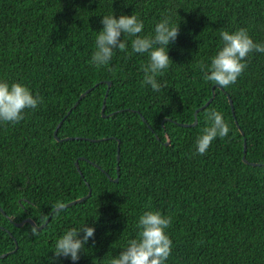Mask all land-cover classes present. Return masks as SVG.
Segmentation results:
<instances>
[{"label":"trees","instance_id":"16d2710c","mask_svg":"<svg viewBox=\"0 0 264 264\" xmlns=\"http://www.w3.org/2000/svg\"><path fill=\"white\" fill-rule=\"evenodd\" d=\"M132 14L141 37L165 18L179 26L159 92L143 83L149 55L132 52L135 37L121 34L127 52L114 49L109 65L90 64L103 16ZM240 28L264 44V0H0V81L43 101L19 123L0 122V264H109L146 211L172 217L165 264H264V53L249 55L234 84L216 86L189 125L214 85L200 62L210 65L223 47L222 30ZM213 109L230 131L200 155L196 140ZM243 139L246 160L259 165L242 160ZM88 192L52 215L57 201ZM28 217L47 222L34 235L30 223L16 225ZM85 224L95 234L80 259L56 257L57 239Z\"/></svg>","mask_w":264,"mask_h":264},{"label":"clouds","instance_id":"9594fccd","mask_svg":"<svg viewBox=\"0 0 264 264\" xmlns=\"http://www.w3.org/2000/svg\"><path fill=\"white\" fill-rule=\"evenodd\" d=\"M103 29L98 32L95 40V51L92 53L90 64L101 68L110 64L114 49L127 52V43L121 40V34L135 37L131 41L132 52L148 53L149 62L142 66L145 85H151L153 91L159 92L166 85L157 81L173 62L168 55V46L176 41L179 26L173 25L169 18L161 20L155 26V35L141 37L144 23L138 16L132 14L103 16ZM220 37L223 47L211 58L210 65L200 62L199 67L204 72V80L222 88L234 84L247 68V58L253 52L264 53V44L255 43L247 29L240 28L233 33L222 30ZM42 97L34 96L30 89L21 84L0 81V122L19 123L24 119V110H35L41 104ZM208 126L196 140V151L203 155L217 137L223 139L228 136L230 128L221 112L215 109L205 115ZM63 201H57L51 206L52 215L59 217L64 211ZM172 217L162 215L159 211H146L137 224V237L127 242V246L120 254L109 261V264H165L171 255L172 241L166 233L170 228ZM33 234L37 228L33 227ZM83 233L81 236L80 234ZM95 229L86 224L79 229L71 228L60 236L55 244L56 257L70 258L73 262L80 259V252L89 238H94Z\"/></svg>","mask_w":264,"mask_h":264},{"label":"water","instance_id":"95a60500","mask_svg":"<svg viewBox=\"0 0 264 264\" xmlns=\"http://www.w3.org/2000/svg\"><path fill=\"white\" fill-rule=\"evenodd\" d=\"M107 85H108V87H107V89H106V91H105V95H104V99H103V103H102V107H101V114H102V116H104L105 98H106L107 93H108V88H109V85H110V81H107ZM216 86L220 87L219 85H213V86H212V95H211V97H210V98H209V99H208V100H207L202 106H200V107H198V108L195 109V111H194V121H193L192 123H190L189 125H195V124L197 123V118H196V116H197V112H198L199 110L203 109L205 106H207V105L211 102V100H212V98H213V96H214V88H215ZM90 90H91V88H87L85 91H83V92L79 95V97L77 98V100L75 101V103H74V105H73L72 107H74V106L79 102V100H80L85 94H87ZM227 98H228V102H229V105H230V107H231L232 113H234V111H233V105H232V100H231V98H230L228 95H227ZM141 118H142L143 121H145V119H144L143 116H141ZM165 120H170V119H169V118H166ZM235 122H236V121H235ZM60 123H61V121H59V123H57V125H56V127H55V130H54V133H53V136H54V138H55L57 141L62 140V139H59V138L57 137V133H56V132H57V129H58L59 126H60ZM236 124H237V122H236ZM183 125H186V124L184 123ZM241 133H243V132H241ZM73 138H82V137H65V138H63V139H64V140H68V139H73ZM92 140H94V139H92ZM118 143H119V140H118ZM167 143H168V141H167ZM242 152H243L242 160H243L245 163H247V164H251V165H253V166H254V165H259L258 163L248 162V161L246 160V158H245V153H246V143H245V139H243V150H242ZM116 161H117V166H116V168H117V176H116L115 179H114L115 181L117 180V178H118V176H119V174H118L119 146H117ZM75 165H76L77 170L79 171L78 163L75 162ZM94 165L96 166V164H94ZM79 173H80V172H79ZM108 177H109L110 180H112V178H111L110 176H108ZM89 194H90V192H88L87 195H85V196H82V197H79V198L74 199V200H72V201H69V202L65 203V206H70V205H72V204H75V203H77V202H80V201H82L85 197L89 196ZM0 211H2L3 214H5V212L1 209V207H0ZM10 220H11V219H10ZM25 222L30 223L31 225H33V226L36 227L37 229H41V228L45 225V223L47 222V219L45 220V222H44L43 224H41V225H37L33 219H31V218L28 217V218L23 219V220L20 221L19 223H16V225L21 226V225H23ZM0 227H1V226H0ZM5 254H6V253L1 254L0 257L4 256Z\"/></svg>","mask_w":264,"mask_h":264}]
</instances>
